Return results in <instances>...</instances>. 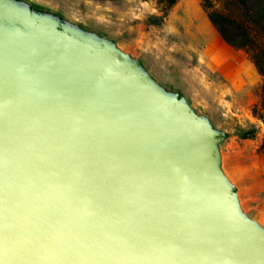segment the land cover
I'll use <instances>...</instances> for the list:
<instances>
[{"label":"water","instance_id":"95a60500","mask_svg":"<svg viewBox=\"0 0 264 264\" xmlns=\"http://www.w3.org/2000/svg\"><path fill=\"white\" fill-rule=\"evenodd\" d=\"M32 13L0 0V264H264L203 118Z\"/></svg>","mask_w":264,"mask_h":264},{"label":"rangeland","instance_id":"374dc122","mask_svg":"<svg viewBox=\"0 0 264 264\" xmlns=\"http://www.w3.org/2000/svg\"><path fill=\"white\" fill-rule=\"evenodd\" d=\"M8 1L30 13L33 12L32 14L38 17L59 19L81 31L85 36L111 40L129 58L138 61L146 77L164 95L181 98V101L194 114L202 117L216 134L213 148L216 152L217 165L225 183L234 191L233 198L237 211L264 231V149L262 147L264 109L261 106L260 95L264 75L258 71L253 61V55H256L264 67V23L251 13L249 3L242 0H212L214 8L227 14L226 25L228 30L237 34L240 42L247 41L248 43L243 46H233L222 37L213 25L202 0H197L213 32L238 57L248 63L256 75L253 94L249 99L233 101L232 94L229 92H224L221 100H217L216 97L218 96L216 95L213 97L206 96L202 86L209 83L200 82L196 88L188 89L186 87L185 89L183 83L180 82L181 74L180 76L174 75V72L183 73L186 70L193 74L198 63L199 51L204 46L196 43L189 44L186 53L176 47L175 50H171L175 57L183 58L186 66H172L171 59L167 65L159 64L151 58L137 57L132 50L117 44L115 37L110 38V36L105 35L102 27L84 13V0ZM152 1L157 6L159 13L162 14L161 5L156 0ZM178 13L182 14V10H179ZM207 29L209 28L207 27ZM178 39H180L179 33L170 34L168 45L172 47V42L175 43ZM211 72L217 74L214 67Z\"/></svg>","mask_w":264,"mask_h":264},{"label":"crops","instance_id":"0c3cea01","mask_svg":"<svg viewBox=\"0 0 264 264\" xmlns=\"http://www.w3.org/2000/svg\"><path fill=\"white\" fill-rule=\"evenodd\" d=\"M84 1V13L102 27L105 35L115 37L117 44L132 50L137 57L166 65L171 59L172 66H186L183 58L175 57L171 50L176 47L186 53L189 44L204 46L199 51L193 74L188 70L174 72V75L181 74L180 82L185 89L196 88L200 82L209 83L202 86L204 94L216 95L217 100L223 98L224 92L231 93L233 101H245L253 94L256 75L249 64L213 32L197 0H178L165 15L159 13L152 0ZM203 21L208 23L209 29ZM175 33H179L180 39L173 41L170 47L168 36ZM213 67L216 75L211 72Z\"/></svg>","mask_w":264,"mask_h":264},{"label":"trees","instance_id":"16d2710c","mask_svg":"<svg viewBox=\"0 0 264 264\" xmlns=\"http://www.w3.org/2000/svg\"><path fill=\"white\" fill-rule=\"evenodd\" d=\"M158 4L161 5V10L163 15H165L168 10L178 1V0H156ZM245 3H249L251 6V13L258 18V20L264 23V0H242ZM204 7L206 8L207 15L213 25L220 32L222 37L233 46H243L247 45V41L240 42L237 34L230 32L226 25L227 14L213 7L212 0H202ZM253 61L258 69V71L264 75V67L261 64L259 58L253 55ZM261 95V106L264 109V83L261 85L260 89ZM262 147L264 149V137L262 141Z\"/></svg>","mask_w":264,"mask_h":264},{"label":"bare ground","instance_id":"6f19581e","mask_svg":"<svg viewBox=\"0 0 264 264\" xmlns=\"http://www.w3.org/2000/svg\"><path fill=\"white\" fill-rule=\"evenodd\" d=\"M206 24V26L208 27V23L204 22ZM209 28V27H208Z\"/></svg>","mask_w":264,"mask_h":264}]
</instances>
